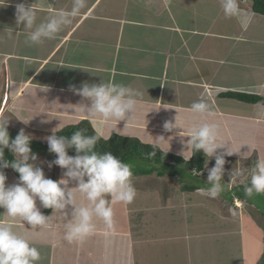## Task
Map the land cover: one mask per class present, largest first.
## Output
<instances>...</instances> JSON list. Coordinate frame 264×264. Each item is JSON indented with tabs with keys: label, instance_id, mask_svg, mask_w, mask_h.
<instances>
[{
	"label": "crops",
	"instance_id": "0c3cea01",
	"mask_svg": "<svg viewBox=\"0 0 264 264\" xmlns=\"http://www.w3.org/2000/svg\"><path fill=\"white\" fill-rule=\"evenodd\" d=\"M21 2L37 0H6L0 6V116L9 119L11 138L21 129L27 135H51L87 120L104 139L134 137L186 159L191 150L183 129L196 119L190 106L205 98L226 147L236 150L241 145L240 154L248 151L242 144L255 149L245 160L240 154L226 156V163L251 170L258 159L264 160V102L221 94L264 97V16L252 10V0H237L239 15L230 18L223 14L221 0H88V9L56 39L31 47L25 44L30 30L15 24V5ZM48 3L52 5L38 8V20L53 9L71 6V0ZM113 80L142 93L136 121H120L114 131L98 128L75 106L81 97L70 90L83 82ZM175 117L177 127L166 131L165 122L174 124ZM143 162L151 171L135 178L155 177L163 186L179 176L192 182L185 186L207 187L205 167L199 176L174 170L169 165L175 162ZM214 163L209 159L207 167ZM3 171L6 186L18 180L8 168ZM241 181L232 185L228 175L225 190L215 199L202 194V187L190 190L183 185V201L161 207L144 204L142 217L156 210L151 226L133 223L135 202L119 206L112 226L96 221L95 234L82 243L63 239V221L56 215L47 228L34 229L20 221L15 227L40 250L38 264H256L263 252V232L254 228L253 216L263 208H243L251 200L237 196L236 188L246 183ZM194 192L197 196L192 197ZM152 194L146 190V197L164 199L162 193ZM3 211L0 220L7 219Z\"/></svg>",
	"mask_w": 264,
	"mask_h": 264
},
{
	"label": "clouds",
	"instance_id": "9594fccd",
	"mask_svg": "<svg viewBox=\"0 0 264 264\" xmlns=\"http://www.w3.org/2000/svg\"><path fill=\"white\" fill-rule=\"evenodd\" d=\"M5 4L6 0H0V6ZM51 5L48 0L15 5L16 26L23 25L30 30L25 39L27 46L56 39L88 9L89 2L71 0L69 8L53 9L44 19L38 20V8ZM221 9L229 18L238 16L240 11L237 0H221ZM7 35L11 38L12 32L9 31ZM70 90L81 97V102L75 106L95 121L98 128L108 127L114 131L120 121H125V124L136 121L142 93L133 87L113 80L83 82L78 88L70 86ZM190 113L196 119L183 129L184 136L189 138L186 147L191 150L186 159L201 151L207 157V187L199 191L215 199L228 183L236 185L246 179L245 196L264 195V160L258 159L251 170L247 167L232 168L228 173L229 182L225 183L222 179L225 157L240 154L241 145L236 150H229L230 146L226 147V143L221 141L219 125L213 119L215 113L207 99L193 102ZM8 123V118L0 116V209L7 217L0 220V264H38L41 260L40 250L16 230L17 221L34 229L47 228L50 219L56 215L63 221V239L70 244L82 243L95 234L96 221L112 226L114 205H128L134 201L137 192L132 182V165L111 152L96 151L101 139L98 134L85 135L83 130H77L65 136L52 131L51 135L45 137L48 151L56 157L48 163V167L56 165L64 170L61 178L54 181L46 178L42 167L34 163L38 157L30 147L32 137L21 129L15 138H11ZM163 127L166 131L176 128V117L174 124L165 122ZM159 138L165 140L163 136ZM106 139H110V136ZM242 145H248V151L240 154V160H245L253 155L255 149L249 144ZM5 149L10 152L11 160L5 158ZM69 149H74L75 155H69ZM218 149L224 151L218 152ZM156 152L154 144L153 151L148 155L154 157ZM209 159L215 161L211 168L207 167ZM8 167L19 175L14 184L6 186L7 177L3 169ZM196 174L202 175L199 171ZM70 184L73 186L69 187ZM41 208L51 209L52 214H43Z\"/></svg>",
	"mask_w": 264,
	"mask_h": 264
},
{
	"label": "rangeland",
	"instance_id": "374dc122",
	"mask_svg": "<svg viewBox=\"0 0 264 264\" xmlns=\"http://www.w3.org/2000/svg\"><path fill=\"white\" fill-rule=\"evenodd\" d=\"M34 133H37V134H34ZM14 135H17V133H15ZM30 136L32 137V140L30 141L31 150H32V152L36 153L37 157H38L37 161H35L34 163L37 166L42 167L46 178H51L54 181L60 179L62 176V172L64 170L61 169L59 166H56V165H53L51 168L48 167V163L53 161L56 158L55 154L50 153L48 151V145H47V141H46L45 137H47L49 135H42V134H39L38 132H33V133H30ZM68 154L69 155H75L73 152H71L69 150H68ZM128 160L130 161L129 164H131V165H138L139 164L140 167L142 166V167L148 168L147 163H145V162L138 163L139 160L135 157H133V158L130 157ZM236 164L237 163H234V162L232 164H231V162L229 164L225 163V165H224L225 174L222 177L223 181L227 179V177L229 175L228 173L231 171V169L232 168L235 169L237 167ZM211 165L213 166L214 164H211ZM246 165H247V163H245V166ZM252 165H253V163H252ZM246 167L249 168L248 165ZM205 177L207 178V176H205ZM174 178L181 179L182 182L177 181ZM174 178L169 179L168 182L166 180L165 183L163 184V186H161L162 180L157 179L155 177L137 176L136 178L135 177L132 178L133 185L136 188V192H137V195H136L134 201L131 203V205H133L134 202L136 204V210L133 214V219H132L134 224H136L137 226H142V225L143 226H148V225L151 226L150 222L156 221L155 218L152 217L155 215L154 211H156V210L146 211L144 217H142L143 209L146 208L144 206V204L150 205L152 207H161L162 204L171 205L172 204L171 201L172 202L183 201V195H182L183 193H182V191H180L181 186L183 187V185L185 183H192V182H188V180L184 177L177 176ZM241 182H246V179H243ZM72 186H73L72 184L69 185V187H72ZM198 186L202 187V188L204 187L203 183H199ZM146 190L153 192V194L159 193V195H160L162 193L164 196V199L163 200L161 198L150 199V196L146 197ZM236 190L244 192V185L239 187V188L237 187ZM142 191H144V192H142ZM191 195H192V197L197 196V194L195 192L191 193ZM169 198H171V199H169ZM192 199H194V198H192ZM250 200H251V202H249L247 205L243 206L244 209L249 208L251 205V207L253 206L252 208H254V209H257V210L260 209L261 210V208H263V211H264V195H254L252 198H250ZM225 203L229 204V202H225ZM208 204H210V203H203V206L207 207ZM122 205H124V204L114 205V216L117 215L118 207L122 206ZM230 209H232L234 211L233 207H230ZM137 210H139L140 215H139ZM49 213H50V211L48 212V214ZM157 213H159V211ZM114 220H119V219H116L114 217ZM255 222L257 224V227L255 226L254 228L257 231L263 232V235H264V228H260L259 227L260 224L256 220H255ZM117 225H122V221H119Z\"/></svg>",
	"mask_w": 264,
	"mask_h": 264
},
{
	"label": "trees",
	"instance_id": "16d2710c",
	"mask_svg": "<svg viewBox=\"0 0 264 264\" xmlns=\"http://www.w3.org/2000/svg\"><path fill=\"white\" fill-rule=\"evenodd\" d=\"M252 10L260 15L264 16V0H253ZM223 96L233 97L245 102H264V97L256 94H250L245 92H234V91H226L221 93ZM77 130H83L85 135H94L97 134L90 127V123L87 120H84L80 125L77 126H69L64 130L58 132V135L70 136ZM96 151L98 152H111L115 156L119 157L125 163H130L128 160L130 157L137 158L138 163L143 162V160L147 159L149 162H162V163H171L175 162L174 165H169L174 170H179L180 173L185 174L186 171L189 173L202 171L205 167L206 157L203 152H197L194 154L189 160L185 159L181 156L175 155L173 153H168L162 151L160 148L156 146V155L154 157H150L148 154L153 151V145L140 143L136 138H128L122 135H112L110 139H104L101 137L99 140ZM69 151L75 154L74 149H69ZM5 158L8 160L12 159V156L8 149H5ZM17 177L18 173H16L11 167H8ZM133 177L135 175L147 174L151 170L146 167H140L138 165H132ZM180 181H182L180 179ZM185 186V185H184ZM184 188H189L190 190H197L199 187L186 185ZM237 196L240 198L245 197L241 192H237ZM247 198V197H246ZM251 202V201H249ZM51 209H45V213ZM254 220H256L261 227L264 228V211L259 216H253ZM256 264H264V235H263V252L260 259Z\"/></svg>",
	"mask_w": 264,
	"mask_h": 264
}]
</instances>
